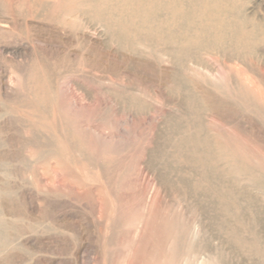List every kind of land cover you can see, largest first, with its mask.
Instances as JSON below:
<instances>
[{
    "label": "rangeland",
    "instance_id": "1",
    "mask_svg": "<svg viewBox=\"0 0 264 264\" xmlns=\"http://www.w3.org/2000/svg\"><path fill=\"white\" fill-rule=\"evenodd\" d=\"M158 1L0 0V264H264V39Z\"/></svg>",
    "mask_w": 264,
    "mask_h": 264
},
{
    "label": "bare ground",
    "instance_id": "2",
    "mask_svg": "<svg viewBox=\"0 0 264 264\" xmlns=\"http://www.w3.org/2000/svg\"><path fill=\"white\" fill-rule=\"evenodd\" d=\"M159 1L163 2L162 0H159ZM159 1H158V4L160 6H164L165 3L163 4L159 3ZM172 2H174L173 5L176 8V6L178 5V2L176 0H172ZM204 2L207 3L206 7H203L202 5V3ZM236 2L237 0H191L189 7H188V9H191V10H187L184 14V17L182 18H188V17L191 18V17H200V16L209 17L208 27L204 29V31H207L206 38L202 37V40L203 41L205 40L204 41V43L206 44L205 46L216 44V47L218 46L217 48L223 50L225 53L230 51L231 53L237 54V51H238L244 54L246 53L245 51H247L249 55L253 56L254 49H252V47L255 45V43L260 37L264 39V24H262L261 20H255V19L252 20V17L247 18L243 14V11H241L242 8L236 7ZM200 7H203L204 16H202L201 14H198L201 9ZM228 10L231 11V14L229 13L230 15L228 14ZM185 15L188 17H185ZM146 17H150V16H146ZM172 17H174V20L179 19L178 15H174ZM229 17H236V18L234 20L233 18L232 20H230ZM153 18L155 21L157 20V17H150V19L148 20L150 21L149 22L150 24L153 23L152 21ZM166 22L168 21L166 20L165 22L161 24H159L158 22L157 23L158 25L162 26ZM176 23H178L177 20H176ZM188 33L189 32H187V34L185 35L186 39L185 37H182V39L176 38V36H174V33L172 34V37L173 38L175 37L178 42H182V43L183 41L189 42L190 43L189 46H191L195 44L198 41V39L196 40V38H194L192 40V37L188 35ZM175 35H177V33ZM211 38H212V41H210ZM230 47H232L234 50L231 49ZM199 141L202 143L205 142L206 144L207 142H209L207 139H202V140L198 139L196 142L198 143ZM210 145H211V142L209 143V147H207V149L209 150L206 151L207 156L206 158H204L205 163L207 161H211L215 159V155L210 151L212 150L211 148L212 146ZM249 169L244 166H241L240 171L250 172ZM253 179L258 180L255 177Z\"/></svg>",
    "mask_w": 264,
    "mask_h": 264
}]
</instances>
